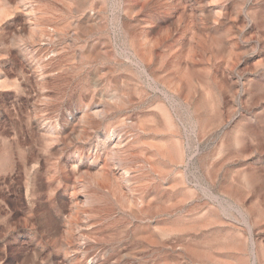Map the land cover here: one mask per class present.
<instances>
[{
    "label": "rangeland",
    "instance_id": "374dc122",
    "mask_svg": "<svg viewBox=\"0 0 264 264\" xmlns=\"http://www.w3.org/2000/svg\"><path fill=\"white\" fill-rule=\"evenodd\" d=\"M46 1L48 0H0V264H70L66 258L72 253L65 255L61 249L53 246V240H60L62 237L61 233L67 226L66 215L69 213L63 210L53 191H64L62 185L56 182L60 175L58 160H67L72 156L75 145L71 139L61 142L55 131L67 120L71 121L73 111L84 106L86 98L93 90L88 82L84 83V79L90 75L102 79L107 76L118 79L119 84L115 91L123 92L127 88L134 96L139 89H143L150 95V102L158 100L165 102L177 126H182L179 128L181 138L190 146L186 148L185 153L189 160L192 159V162L187 163L182 175L175 170L170 174V186L167 189L157 187L150 193L148 203L150 206L153 205V212L148 214L139 212L137 217L121 214L115 219H105L106 230L100 236L96 234L95 240L103 244L105 251H108L104 256L107 262L110 263L118 255H123L121 258L124 260L123 264H174L175 261V264H201L189 261L181 255L178 246H175L174 252L167 253V256L173 254L176 257L170 262L164 260V253L161 252L149 255L139 251L135 258L131 257L129 253L140 243L132 240L133 222L143 225L146 221H152L156 226L155 230L163 225L172 229L169 238L172 244L194 243L196 247L200 246L199 248L205 251L217 252L218 257L229 264H264V178L259 184L251 187L242 180L244 174L255 169L264 175V101H259L261 95L258 96L264 84L258 83L254 86L257 92L253 87V93L258 98L252 95L245 97L243 106L229 101L231 99L226 96L228 103L224 105L226 116H223L224 128H217L216 123L219 120L213 116L214 112L209 105L200 107L197 104H187L177 95L167 92L161 82L150 81L149 78L154 77L152 70H148L147 73L129 72L128 61L135 64L137 57L129 44L128 36L119 24L122 18L120 0H91L100 1L103 6L100 15L104 26L103 29L94 26L95 29H92L88 39L104 41L92 45V49L102 51L100 52L102 56L89 61L81 58L86 47L84 42L77 38L75 34L77 29L67 26L72 19V16H69L70 10L73 11L77 0H49L54 8L53 12L57 10L60 26H63L62 31L54 38L48 39L47 36L44 38L45 35L41 34L42 26L39 24L27 22L26 28L21 30L23 18L32 20V16H38ZM243 1L247 2H243V7L248 10L251 7V0ZM105 21L108 24L107 28ZM164 28L166 27L162 29ZM179 33L180 31H170L166 48L175 45ZM105 36L108 39H105ZM189 37V35L184 37L185 45H180V48L175 46L174 49L178 48L183 52L185 47L190 45L192 47L194 43L189 41ZM47 44L61 49L62 52L59 60L60 69L52 72L51 76L46 78L48 81L43 83L36 55L41 52L38 48ZM105 49L109 54L106 60ZM160 50H156V55ZM19 53L28 56L38 74L31 75L30 69L27 70L28 67L22 64ZM184 59L185 56L182 55L180 60ZM196 60L204 63L203 54L197 53ZM155 67L159 70L166 69L163 74H173L175 71L173 67L164 66L162 62ZM45 89L48 92H45ZM108 89L114 91L113 86L105 87V83L100 87L103 93L109 91ZM203 93V97L206 98V95H211V90L210 92L204 90ZM250 97L254 98L252 101L256 104ZM129 111L139 113L141 108L138 111ZM201 126L204 129L202 134L199 133ZM214 126L216 127L213 128ZM246 129L250 130L252 135H249V141L244 149L247 155L238 157L236 153H240L241 148L230 145L229 140L234 134L242 133ZM172 137L171 143L178 138ZM222 139H226V148L225 145L220 148ZM231 155L235 157L232 158ZM256 166L260 168H254ZM63 193L67 199L69 193ZM59 216L62 219L59 223L61 233L58 231L57 234L54 233L53 220ZM179 227L182 230H174ZM135 242L137 244H134ZM227 245L233 249L228 250L229 248H225ZM98 246V244L93 246L90 252L95 253L94 250L98 252Z\"/></svg>",
    "mask_w": 264,
    "mask_h": 264
},
{
    "label": "bare ground",
    "instance_id": "6f19581e",
    "mask_svg": "<svg viewBox=\"0 0 264 264\" xmlns=\"http://www.w3.org/2000/svg\"><path fill=\"white\" fill-rule=\"evenodd\" d=\"M99 2L77 0L73 11L70 10L69 16H72V19L67 26L77 29L75 34L79 40L84 42V47H86L82 51L81 58L86 61L102 56L100 53L102 51L92 49V45L102 43L104 40L89 41L90 38L88 39L92 29H95L94 26H99V29H103L104 26L100 15L103 6ZM243 2L246 1L120 0L122 18L119 24L128 36L129 44L137 57L135 64L128 61L129 72L133 74V71L147 73L148 70H152L154 77L149 78L150 81L161 82L167 92L177 95L187 104H197L200 107L201 105H209L214 112L213 116L219 120L216 123L218 124L217 128H224L223 116H225L226 96L231 99H228L229 101L238 104V106H243L245 97L251 95L254 98L257 97L253 93V87L258 83L264 84V0H251V7L248 10L244 9ZM51 5V1L48 0L43 3L38 16H32V20L26 18L28 21L23 18L21 30L26 28L27 22L39 24L42 26L41 34L45 35L44 38L46 36L48 39L54 38L57 33L62 31L63 26L59 24L57 10L53 12L54 8ZM107 25L105 21V27ZM164 26L166 28L162 29ZM158 29L160 30L158 31ZM170 31H180V33L175 45L166 48ZM187 35L190 36L189 41L193 42L194 45L185 47L183 52L178 48L175 50V46L180 48V45H185L183 39ZM48 44L43 47L40 46L41 48L37 47L41 49V52L37 49L40 53L36 57L43 83L48 81L46 78L51 76L52 72L60 69L59 60L62 51L55 48L54 43L52 44L54 47L48 46ZM158 49L161 50L156 55ZM107 52L108 50L105 49V60ZM197 53L203 54L204 63H199L196 60ZM182 55L185 56L184 60H180ZM36 57L34 56V58ZM19 58L22 64L28 67L27 70L30 69L31 75L37 73L35 65L30 62L28 56L19 53ZM217 59L220 60L215 62ZM160 62L169 68L173 67L174 73L163 74L166 69H155V66ZM56 74H58L57 71ZM87 82L93 87V90L89 96L87 95L86 101L84 100V106L73 111L71 121L67 120L59 130H54L61 142L71 139L74 142L75 151L67 160H58L60 175L56 178V182L62 185L63 192L69 193V197L66 199L65 194L59 190H56L57 193L54 190L53 194L62 204L63 210L65 209L69 213L65 219L67 228L64 226L66 229L64 228L62 233L61 230L59 231L61 216L55 217L53 220L54 233L59 231L62 234L60 240H53V246L61 249L65 255L69 252L72 253L70 257L66 256L70 264H123L124 260L121 259L123 255H118L110 263L107 262L104 256L108 251H105L103 244L95 240L97 239L95 235L100 236L106 230L105 219H115L117 215L121 214L137 217L139 212L147 214L153 212V205L150 206L148 203L150 193L154 192L157 187L167 189L170 186V174L174 170L180 175L185 172L187 163L192 160H189V156L185 153L186 148L190 146L182 140L179 130L182 126H177V122L173 119L165 102L161 100L150 102V95L143 89H139L134 96L129 93L127 88L123 92L115 91L119 80L108 76L102 79L99 76L90 75L84 79V83ZM104 83L105 87L113 86L114 91L108 89L109 91L103 93L100 87ZM136 85L138 86L137 83ZM204 90L205 92L211 90V95H206L204 98ZM46 91L47 89H45ZM258 96L260 97L259 101H264V85H262ZM254 98L252 99L254 100ZM139 108H141L139 113L129 111H138ZM200 119L202 120V118ZM248 129L242 133L234 134L229 140L230 145L241 148L240 153H236L238 157L247 155L244 149L249 141V135H251ZM199 131L201 134L204 132L203 126L200 127ZM172 136L178 137L172 142L174 144L171 143ZM226 143V139H222L220 148L224 145L226 148ZM233 156L235 157V155H231L232 158ZM56 166L58 167V165ZM262 178L264 175L256 169L242 176L244 184L248 187L259 184L263 181ZM42 187L44 186L42 185ZM66 216L63 217L66 218ZM206 223L208 225V222ZM199 228L201 229V227ZM155 229L156 226L152 221H146L143 225L133 222L131 227L132 240L140 243H134L137 245L129 253L131 257L135 258L139 251L149 255L154 252H161L164 253V260L170 262L176 257L173 254L167 256V253L174 252L175 246H178L179 253L189 261L201 264H229L227 261L221 260L216 254L217 252L205 251L199 248L200 246L196 247L197 245L194 243L172 244L169 241L172 229L165 225ZM174 230H182V228L179 227ZM96 241L98 242L96 244L99 245V251L93 249L95 253L90 252L91 248L96 245L93 242ZM227 246L225 248H229L228 250L233 249L230 248L231 246Z\"/></svg>",
    "mask_w": 264,
    "mask_h": 264
}]
</instances>
